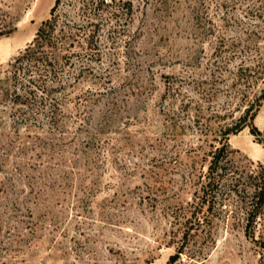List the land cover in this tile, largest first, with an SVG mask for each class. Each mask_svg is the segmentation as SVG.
Returning <instances> with one entry per match:
<instances>
[{"label":"rangeland","instance_id":"obj_1","mask_svg":"<svg viewBox=\"0 0 264 264\" xmlns=\"http://www.w3.org/2000/svg\"><path fill=\"white\" fill-rule=\"evenodd\" d=\"M107 1L54 115L0 96V264H264V214L187 226L225 128L247 123L234 164L264 165V0ZM53 2L0 0L1 71Z\"/></svg>","mask_w":264,"mask_h":264},{"label":"trees","instance_id":"obj_2","mask_svg":"<svg viewBox=\"0 0 264 264\" xmlns=\"http://www.w3.org/2000/svg\"><path fill=\"white\" fill-rule=\"evenodd\" d=\"M107 3V0H54L49 17L39 26L34 39L13 59L8 69L0 70L2 99L9 100L17 111H23L24 105L26 108L42 107L41 114L48 117L51 107L54 115L60 107L56 93L64 88L58 80L59 74L66 64H72L74 56L80 54L81 51L74 49L76 42H82L83 35L88 37V42L94 37L98 11ZM256 60V67L263 68L264 57L258 56ZM251 107L253 103L246 111L249 112ZM25 111L21 113L26 118ZM246 124L241 121L235 127H227L222 136L240 131ZM250 131L264 143V130L252 124ZM225 137L221 138L219 145H213L206 181L197 200L191 204L193 211L187 218V226L193 230L205 222L211 225L213 216L217 214L213 209L220 205L222 212L230 207L228 211L231 214L236 210L244 213L245 232L250 236L257 218L264 214V165L240 167L234 164L229 158V143ZM200 213L204 216L201 217ZM189 233L186 232L185 241L171 255V262L182 255Z\"/></svg>","mask_w":264,"mask_h":264}]
</instances>
